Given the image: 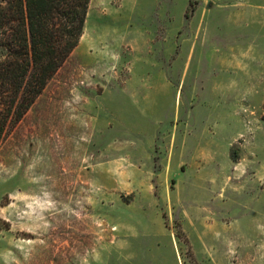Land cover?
I'll return each instance as SVG.
<instances>
[{"label":"rangeland","instance_id":"374dc122","mask_svg":"<svg viewBox=\"0 0 264 264\" xmlns=\"http://www.w3.org/2000/svg\"><path fill=\"white\" fill-rule=\"evenodd\" d=\"M0 264H264V0H90L0 141Z\"/></svg>","mask_w":264,"mask_h":264},{"label":"trees","instance_id":"16d2710c","mask_svg":"<svg viewBox=\"0 0 264 264\" xmlns=\"http://www.w3.org/2000/svg\"><path fill=\"white\" fill-rule=\"evenodd\" d=\"M89 2L0 0V141L78 44Z\"/></svg>","mask_w":264,"mask_h":264}]
</instances>
